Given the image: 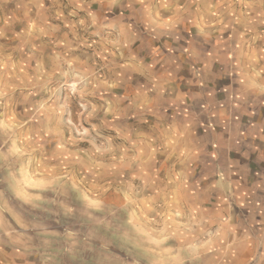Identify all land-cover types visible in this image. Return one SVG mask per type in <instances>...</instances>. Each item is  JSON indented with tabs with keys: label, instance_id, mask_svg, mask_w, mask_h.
<instances>
[{
	"label": "rangeland",
	"instance_id": "obj_1",
	"mask_svg": "<svg viewBox=\"0 0 264 264\" xmlns=\"http://www.w3.org/2000/svg\"><path fill=\"white\" fill-rule=\"evenodd\" d=\"M213 1L0 0V264L225 262L218 205L232 207L234 197L215 185L212 158L228 159L211 129L228 124L235 143L248 142L240 168L261 174L264 185V0H220L222 17ZM201 3L213 5L211 20ZM144 8L160 20L177 10L192 14L193 26L187 22L159 42L163 58L193 57V74L184 70L183 77L196 83L180 85L195 93L193 116L181 110L191 102L163 100L160 113L147 114L160 117L163 131L156 123L141 133V60L152 57L147 49L157 41L150 36L141 44ZM192 117L200 143L188 179L168 163L172 172L160 192H148L141 135L151 140L147 154L170 159L177 135L166 124L189 126ZM231 164L230 188L238 168ZM168 177L187 184L192 202L209 211H185L166 195ZM207 180L208 199L197 194Z\"/></svg>",
	"mask_w": 264,
	"mask_h": 264
},
{
	"label": "crops",
	"instance_id": "obj_2",
	"mask_svg": "<svg viewBox=\"0 0 264 264\" xmlns=\"http://www.w3.org/2000/svg\"><path fill=\"white\" fill-rule=\"evenodd\" d=\"M213 3L215 6V15H219L222 17L224 15L221 13L222 3L220 2V0H214ZM201 5L204 20H211V6L213 5H206L204 3H201ZM144 10L145 8L141 11V44L144 43V40H146L145 38H148L150 36L156 38L157 41L153 39L152 42L154 48H152V44H149V47L147 49V52L154 51L152 57L149 56L151 57L150 59L141 60V115H143L141 116V133L142 131L147 132L145 128L146 125H155L156 123L157 124L155 127H157L156 129L160 132L163 131L162 125L159 123L160 117L151 115L154 118H150L147 117V114L150 115L149 112L160 113L159 111H156V109L159 110L161 108V101L163 100L169 101V104L179 101L180 105L183 106L185 105V103L188 104L189 102H191L189 111L186 107L181 110L183 111L182 115H184L185 117L188 115L193 116L195 93H193V91H187L186 89L189 87L182 89L180 86L184 84L193 85L196 83L193 80V76L189 77V81H187L183 77L184 70L186 72V70L188 71V69H192L193 57L190 58V60H187V57H185V59L181 57L175 60L173 58L174 56L172 57L170 55L171 58L166 56L164 57V59L162 56L163 50L161 49L162 42H159L160 38L165 36L166 33H174L173 30H175L176 28L177 30L180 28L184 29V25L187 22L193 26V17L192 14H184L177 10L174 13L169 14L170 16L167 17L166 15L165 18L160 20L159 17H157L156 13H145L143 12ZM161 15H163V13ZM176 35L177 36L175 38L173 37L168 41L169 43H171L170 46L174 45L173 42H177L178 34ZM205 38L206 36H204V39ZM164 41L165 40H163V42ZM156 44H158V46ZM192 45L193 44L191 42L186 43L185 47L187 49V52L192 53V50L194 51V47ZM149 48H151V50H149ZM169 49L171 48L169 47ZM179 50L176 49L173 51V53L175 51L177 53L179 52ZM210 53L211 51H207V53L205 54V61L202 62L203 64L198 63L203 71L205 70V68L206 70H208L209 68L208 65L212 57ZM191 74H193L192 70ZM261 81H263L264 83V79H262ZM202 83H205L204 79L202 80ZM239 95L240 98L244 97L245 101L248 98H252L250 97L252 95H250L249 97L244 96L243 93H239ZM207 105L208 104H206L205 106ZM197 124L198 123H195V119H193V117L191 118L189 126L187 124L185 127H183L180 124H177L175 120L171 124H166V127L164 129L177 135L175 145H171V147H175L177 155L175 157H171L170 159L160 157L159 155L147 154L146 148L150 147L151 140L146 134H143V136L141 135V148L143 147L141 149V180L144 181L145 186H147L148 192L151 191L155 193L156 191H159L158 189H160V187L164 185L163 179H165L167 175L170 176L169 174L172 172L170 167H166V164L168 163L170 164L172 169H174L172 165L177 164L176 169L180 171V178L184 177L185 181L186 179H188V171L192 170L191 164L194 163L193 155L195 151V142L198 141L200 143L199 137H193L195 128L198 127ZM252 124L254 126L255 123ZM223 126L224 127L222 128L221 132L218 133V129H211L212 136L218 139L217 141L219 144H216V147L220 148L221 146L225 150L223 151L224 157L225 159H228V164L230 162L229 165H226V161L218 162V159L215 157V155L212 158L214 168L216 169L215 185H217L219 190L221 191V196L226 197L229 196L230 193H232L234 197V204L232 205V207L224 202L218 205V212L220 213V215L223 214L221 218L225 221L223 224L224 231L221 232L220 237L217 238L218 243L227 245L225 246V262L223 264H264V185L262 184L263 181H260L261 174L257 173L256 171L247 174L243 169L240 168L242 163H244V160L242 158V149L245 148V146H248L245 145L246 143L248 144V142L240 138V140H238V143H235V141L233 140L234 136L230 135V133L228 132V124H224ZM233 129L236 132L238 131L236 128ZM144 141L146 143H144ZM234 144L236 145V147L234 150H232L231 147L234 146ZM249 144L252 149L258 146L253 145L252 143ZM200 146L203 145L201 144ZM260 148L263 149V147ZM181 152L184 154L181 155ZM231 163L235 164V167H238L235 169L236 172H234L236 176L233 179L234 187L232 188L226 186V182L230 178V172H232L229 168L232 165ZM168 178L173 180L170 184L166 185L171 188L166 193V195L170 196L172 199L173 197H175L177 199L178 205L183 206L185 211H190L191 208L189 207H191V205H195L198 211L202 213H204V211H209V209H204V205L198 206L192 202L191 196L193 193L191 192V189L185 186L187 184L181 181L178 182L176 179L179 178ZM263 179L264 178H262V180ZM209 182L210 181H208L206 185L209 184ZM210 185L211 183L207 185V188L199 189L197 191V194L198 192H200V195L202 197L205 196L208 199L210 194L209 192L212 188ZM207 199L205 200L206 203L208 201ZM201 201H203V198H201ZM208 205L209 204H207V206L205 207L208 208ZM204 218L205 217L202 215L201 220L204 221ZM234 222L236 223V225ZM235 229L237 230V232H235ZM212 242L214 243L215 241ZM202 243L209 245L210 241H203ZM220 264L222 263L220 262Z\"/></svg>",
	"mask_w": 264,
	"mask_h": 264
},
{
	"label": "snow or ice",
	"instance_id": "obj_3",
	"mask_svg": "<svg viewBox=\"0 0 264 264\" xmlns=\"http://www.w3.org/2000/svg\"><path fill=\"white\" fill-rule=\"evenodd\" d=\"M112 2H113V3H115V2H116V0H112Z\"/></svg>",
	"mask_w": 264,
	"mask_h": 264
}]
</instances>
